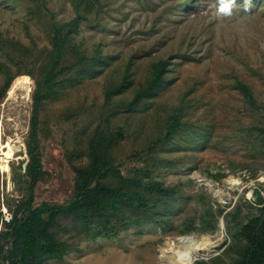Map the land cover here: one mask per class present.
Instances as JSON below:
<instances>
[{
	"label": "rangeland",
	"instance_id": "obj_1",
	"mask_svg": "<svg viewBox=\"0 0 264 264\" xmlns=\"http://www.w3.org/2000/svg\"><path fill=\"white\" fill-rule=\"evenodd\" d=\"M86 2L89 8L79 11L86 21L78 24L73 41L83 55L93 59L102 55V61L97 74L65 85L40 111L45 175L34 189L35 206L62 205L72 199L71 161L85 159L88 136L101 113L108 112L104 86L119 83L128 66L127 87L114 100L130 101L147 82L153 64L163 60L162 85L134 111L112 119L126 131L112 156L123 175L142 169L176 188L177 212L164 223L132 225L110 239L86 237L78 252L46 264H165L159 256L167 242L188 235L214 243L205 261L218 256L230 261L224 255L230 243L228 215L241 207L239 221H244L261 207L254 193L259 190L264 198V152L259 140L246 132L263 113L248 107L234 86L236 79L244 82L264 104V0ZM75 15L73 0H0V88L8 75L5 65L17 75L0 100V147L11 150L7 169L0 168V212L4 208L10 214L4 204L25 195L18 191L25 185L19 184L17 175L28 162L25 141L35 88V80L26 73L36 74L50 50L48 23H67ZM17 78L30 84V96L22 89L9 95ZM179 105V132L150 151L165 119ZM134 153L140 159L134 160ZM254 170L259 171L256 179L251 178ZM207 207L215 214L223 211L212 231L202 230ZM190 220L195 230L184 232Z\"/></svg>",
	"mask_w": 264,
	"mask_h": 264
},
{
	"label": "trees",
	"instance_id": "obj_2",
	"mask_svg": "<svg viewBox=\"0 0 264 264\" xmlns=\"http://www.w3.org/2000/svg\"><path fill=\"white\" fill-rule=\"evenodd\" d=\"M73 2L75 17L67 23H57L50 19L52 21L47 26L50 50L45 53L36 74L34 71L26 73L35 80V88L25 141L28 162L25 172L17 175L19 184L25 185L19 186L18 191H24L25 195L15 198L13 204H4L7 211L11 212L9 223L1 222L0 212V264H46L60 261L78 252L80 242L86 237L92 240L110 239L132 225L141 227L164 223L177 212L176 188L163 185L153 179L149 171L142 169H134L132 176L127 177L122 174L112 156L114 148L124 141L126 134L123 126L112 124V119L124 112L129 114L134 111L143 99L151 96L162 85L166 70V62L163 60L153 64L147 82L135 90L130 101L114 100L127 87L130 74L128 66L119 83L110 82L104 86L103 104L108 112L101 113L88 136L85 159L71 161L74 173L72 199L62 205L44 203L35 206L34 189L45 175L39 138L40 111L44 103L55 98L65 85H74L75 80L80 81L83 76L97 74L102 61V55L96 59L83 55L73 41L78 24L86 21L79 11L89 6L86 0ZM3 68L8 75L0 88V100L17 76L10 73L11 69L7 65ZM72 74L74 78L70 79ZM234 86L243 95L248 107L263 113L261 121L247 127L246 132L259 140L260 151L264 152V104L255 99L250 87L244 82L236 79ZM181 112L182 106L179 105L167 116L162 133L153 141L150 151L171 141L179 132L182 127ZM132 158L138 160L140 154L134 153ZM258 172L252 171L251 178L256 179ZM254 201L261 207L257 213L250 212L244 221H239L241 207L228 215L231 217L226 221L230 243L224 255L229 256L230 261L226 262L218 256L209 261L198 260L194 264H264V198L259 190L254 193ZM222 212L215 214L211 207H207L206 227L202 230H214L217 216ZM194 230L193 220L183 229L184 232Z\"/></svg>",
	"mask_w": 264,
	"mask_h": 264
},
{
	"label": "bare ground",
	"instance_id": "obj_3",
	"mask_svg": "<svg viewBox=\"0 0 264 264\" xmlns=\"http://www.w3.org/2000/svg\"><path fill=\"white\" fill-rule=\"evenodd\" d=\"M17 89L24 90L26 96H30L31 86L27 81L17 78L9 90V95H13ZM6 147H0L1 169H7V160L10 158L11 150L5 152ZM213 246L214 243L206 238L182 236L167 242V248L161 251L159 260L165 264H192L196 259L208 257Z\"/></svg>",
	"mask_w": 264,
	"mask_h": 264
},
{
	"label": "built area",
	"instance_id": "obj_4",
	"mask_svg": "<svg viewBox=\"0 0 264 264\" xmlns=\"http://www.w3.org/2000/svg\"><path fill=\"white\" fill-rule=\"evenodd\" d=\"M2 212H3V215H2V220H1V222L9 223L10 220L12 219L11 214H8L4 208L2 209ZM2 212H1V213H2Z\"/></svg>",
	"mask_w": 264,
	"mask_h": 264
},
{
	"label": "water",
	"instance_id": "obj_5",
	"mask_svg": "<svg viewBox=\"0 0 264 264\" xmlns=\"http://www.w3.org/2000/svg\"><path fill=\"white\" fill-rule=\"evenodd\" d=\"M26 165H27V162L25 163L24 167H23V172H25V169H26ZM220 226L222 227L223 226V223L220 224ZM210 257L208 258H201V259H196L194 262L198 261V260H207L209 259ZM194 262H192V264H194Z\"/></svg>",
	"mask_w": 264,
	"mask_h": 264
}]
</instances>
